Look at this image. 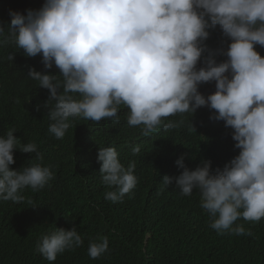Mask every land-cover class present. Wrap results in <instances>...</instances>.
<instances>
[{
    "label": "clouds",
    "instance_id": "obj_1",
    "mask_svg": "<svg viewBox=\"0 0 264 264\" xmlns=\"http://www.w3.org/2000/svg\"><path fill=\"white\" fill-rule=\"evenodd\" d=\"M7 47L14 52L2 59L22 57L18 65L36 82H13L14 103L29 114L46 108V134L54 141L78 127L116 125L121 107L127 125L140 126L144 136L179 127L184 114L211 119L214 137L198 160L181 141L172 145L174 165L163 182L195 196L215 234L253 235L243 220L264 218V0H0V49ZM188 125L195 131L191 120ZM16 132L11 127L0 135V201L22 203L25 189L46 190L84 221L79 199L83 192L94 210L87 196L93 183L112 206L137 197L135 162L125 166L114 146L91 149L83 138L46 161L35 141L22 143ZM16 151L34 158L14 169ZM131 152L139 154L140 145ZM135 204L115 214L110 229L151 250L170 219L154 218L137 238L123 231ZM83 244L77 227L55 226L29 253L51 264ZM186 245L177 240L172 248ZM109 251L107 236L89 240L90 261Z\"/></svg>",
    "mask_w": 264,
    "mask_h": 264
},
{
    "label": "trees",
    "instance_id": "obj_2",
    "mask_svg": "<svg viewBox=\"0 0 264 264\" xmlns=\"http://www.w3.org/2000/svg\"><path fill=\"white\" fill-rule=\"evenodd\" d=\"M11 52H14L13 47L0 49V135L8 128L15 127L17 132L14 135L22 143L35 141L46 161L57 158L70 143L83 138L88 139L91 149L114 146L125 166L135 162L140 190L135 199L120 206H112V203L107 204L102 199L99 185L93 183L87 196L92 199L94 210H88L91 209L89 202L81 199L83 192L79 199L81 214L86 219L84 221H77L68 203L51 198L46 190L34 192L30 188L25 189V201L22 203L0 201V264H48L39 256H31L29 251H36L40 235L55 226L69 230L73 226L77 227L84 244L74 251L58 254L51 264H264V218L259 222L240 219L251 227L252 236H219L210 230L209 218L198 207L195 196H182L174 184L165 185L163 182V177L174 165V159L169 155L172 145L181 141L185 154L191 160H198L214 137V132L209 129L211 119L184 114L185 123L179 127L159 128L144 136L140 126L127 125L128 110L121 107L118 112L120 120L116 125L102 129L94 126L78 127L69 132L64 140L54 141L46 134V108L41 106L37 111L36 107L29 114L24 112L21 104L14 103L16 85L13 82L25 81L26 85L36 82L31 81L18 65L22 57H16L15 54L11 62L2 59ZM189 120L195 131L189 127ZM136 145H140L141 152L133 155L131 149ZM17 151L14 154L16 163L11 166L14 169L34 158L31 153H22L21 157H17ZM71 187H76L74 182H71ZM134 202L135 206H139L132 222L123 227V231L137 238H141L138 233L143 234L154 218L163 215L170 219L164 239L156 247L152 245L151 250L144 251L139 240L130 243L116 238L110 229V220L114 215L124 212ZM206 232L208 237L205 236ZM97 236L108 237L110 251L103 260L94 262L90 261L87 248L89 240ZM177 240H186L187 245L176 252L172 243Z\"/></svg>",
    "mask_w": 264,
    "mask_h": 264
}]
</instances>
